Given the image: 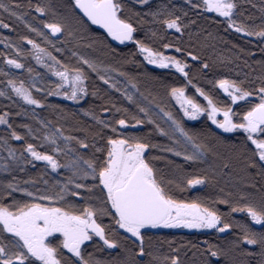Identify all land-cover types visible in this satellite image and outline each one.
I'll return each mask as SVG.
<instances>
[{"label":"snow or ice","instance_id":"snow-or-ice-1","mask_svg":"<svg viewBox=\"0 0 264 264\" xmlns=\"http://www.w3.org/2000/svg\"><path fill=\"white\" fill-rule=\"evenodd\" d=\"M186 4L190 9H203L224 18L227 29L264 41V19L259 25L237 21L234 19L237 8L235 0H198L195 3L186 0ZM137 5L147 11H136ZM23 7L19 3L10 4L0 0V10L23 21L25 27L51 45L55 52L61 53L65 49L57 48L53 38L65 37L62 41L64 44L70 42L67 38H72L75 43L73 49L68 51L71 53L70 60L74 59L75 62H64L36 40L22 36L20 39L31 45L33 59L47 69L55 80L45 81L41 77V86L37 87L35 82L25 86L23 80L17 82L9 79L6 89L10 87L11 92L27 105L50 107L57 112L63 109L45 104L33 95V90L45 98L64 97L79 103L93 97L105 103L99 106L100 114L95 111L96 106L81 109L100 129L92 133L91 144L87 142V136L84 139L65 136L61 127L54 126L52 121L40 119L33 109L31 116L40 127L35 130L28 124L22 127L27 129L26 135L43 143L26 142L19 155L15 149L7 146L8 139L20 141L25 140V136L9 123V112L0 113V124L6 125L9 130L8 139L0 137L8 153L0 167L10 174L14 167H19L23 172L21 163L33 165L34 161L43 162L45 171L50 169L52 173L62 176V179L50 181L43 179L44 173H41L39 179L21 181L11 176L6 181H0V264H213L212 258H216L215 264H221V258H224V264H236L233 253L242 244L259 246V253L243 250L241 255H259L262 258L260 264H264V231H253L248 224L229 222L227 219L231 213H246L251 221L264 228V184L258 190V200L252 191L257 190L252 178L259 176L264 179V59L257 61L261 71L253 80H249L248 75L244 80L230 79L225 75L214 81V86L231 101L223 103L193 83L190 75L193 65L188 60L199 66L198 71L202 75L211 70V65L195 47L179 44L180 36L189 25L195 23L194 20L184 22L188 17V11L184 8L170 3H160L153 8L149 0H71L67 10L61 14L54 10L51 3L32 5L29 2L27 7L36 13L43 16L52 14L51 22L40 21L43 29L47 30L45 32L27 23L25 14L18 12ZM261 11L264 12V8ZM146 17L149 19L146 20ZM145 23L159 25L165 31L175 30L179 34L177 42H163L164 36L150 29L151 36L162 42L160 47L150 46L137 36ZM94 26H98L102 32L97 34ZM0 27L10 29L12 26L0 19ZM191 35L189 33L190 39ZM108 38L125 46L126 42H132L137 50L132 56L139 54L148 65L174 69L184 83L165 84L158 77L145 73L147 79L160 84L164 95L158 92L154 94L150 90L141 91L138 74L121 70L122 65L137 64V61L118 52ZM205 39L215 40L217 37L208 33ZM84 40L88 43L81 45L80 42ZM207 46L205 43L201 48ZM81 47L102 49L104 55L114 63H105L99 57L82 52ZM161 48H175L180 56L166 55ZM260 50L264 53V45ZM16 51L20 55V49L16 48ZM5 62L17 69L25 67L19 59L6 58ZM220 63H223V59ZM27 70L33 73L31 67ZM96 81L106 87H98ZM189 85L203 97L206 105L186 93ZM108 90L120 93L129 105L135 107V112L117 106L107 96ZM6 94V90H0V96ZM8 98L11 99V96ZM166 100L175 101L182 116L166 110ZM240 101L245 106L234 111L232 106ZM202 113L223 133L241 132L242 139L227 141L207 126L200 129L185 127L184 118L194 121ZM149 125L151 128L147 133L128 131ZM104 130H109L111 134L105 136ZM153 133H158L169 143H152ZM97 137L103 141L100 147L96 146ZM73 141L79 148L87 150L91 147L94 150L91 158L85 159L77 148H70L68 145ZM45 145L47 150H40ZM220 147L226 151H219ZM151 149H160L191 164L201 163L207 167L186 172L182 165H176V170L181 174L180 181L166 179L163 170L157 168L155 163L166 157L149 155ZM61 156L68 159L61 163ZM209 157H212L211 162ZM168 163L174 164V161ZM235 165H240L245 173L240 178L242 186L229 192L221 187L215 199L199 195L191 199L177 198V190L184 192L194 186H215L218 174L231 177ZM61 169L69 174L64 177L58 171ZM38 183L40 187L36 186ZM17 194L22 195L18 198ZM77 200L82 203L75 202ZM217 203L227 205L229 212H220L216 208ZM106 218L108 223L104 222ZM160 227L214 229L217 233L235 228L239 229L240 234L226 247L207 240L202 242L206 245L204 248L192 244L196 259L186 261L181 257L183 245L173 248V241H165L168 244L167 253L153 247L152 237L148 233ZM90 245L97 251L109 252L110 258L101 259L88 251ZM145 255L150 257L148 261L143 260Z\"/></svg>","mask_w":264,"mask_h":264},{"label":"trees","instance_id":"trees-1","mask_svg":"<svg viewBox=\"0 0 264 264\" xmlns=\"http://www.w3.org/2000/svg\"><path fill=\"white\" fill-rule=\"evenodd\" d=\"M6 2L10 4L19 3L23 5L24 7L19 9L18 12L25 14L27 23L45 32H47V30L43 29L40 21L48 20L51 22L53 19L52 14L49 13L48 15L43 16L36 13L34 9H29L27 7L29 2H31L32 5L37 3H51L54 10L61 14H63L67 10V7L71 4V0H6ZM193 2H198V0H193ZM235 2L237 4V8L234 10L236 13L234 19L237 21L259 25L262 22V19H264V12L261 11V8H264V0H235ZM149 3L153 8L160 3L175 4L177 8H184L186 11H188V17L184 20L185 23H188L189 20L195 21L194 24L189 25V28L184 32L183 36H180L179 44L188 48L195 47V50L198 51L204 59L209 61L211 70L204 75L199 73V66L191 61V59L188 60V63L193 65V71L190 73V75L193 77V83L204 89V91L209 95H212L215 100L221 101L223 103H231L230 99L223 93V91L217 86H214V81L216 79L227 75L230 79L244 80L245 75H248L249 80H253L261 71L260 65L257 63V61L264 59V53H262L260 50L261 45H264V41L257 37H248L242 33H236L232 29H227V24L224 18L219 17L215 13H209L203 9H190L186 4V0H149ZM135 10L141 12L147 11L146 8L140 5H137ZM177 14L180 13L178 12ZM0 19H3L5 23H9L12 26L10 29H4L3 27H0V90H6L7 93L5 96H0V113L5 111L10 113L9 123H11L15 130L18 131L22 136H25V140L17 141L14 139H8L9 130L7 129V126L3 124H0V137L8 139L7 146L15 149L16 154L19 155L20 149L26 142L33 144L43 143V141L35 140L33 136L26 135L27 129L22 127L25 124H28L33 128V130L40 127L37 121L31 116L33 109H35L40 119L52 121L54 126H57L58 122L57 113L53 110V108H37L35 106L27 105L11 92L10 87L6 89V84L9 79H15L17 82L23 80L25 86L35 82L37 87L41 86V77H43L45 81L48 79L55 80V77H52L47 69L37 65L35 59H33L32 55L30 54L31 45H28L26 41H22L20 38L22 36H27L30 39H34L40 43L42 47H45L51 51L52 54L57 56L58 59L71 63H74L75 61L74 59L70 60L71 53L68 51V49H73L75 41L69 37L67 39L70 42L64 44L62 41L65 39V37L53 38L57 48L65 49L63 52L57 53L51 47V45L46 44L41 37L37 36L36 33L31 32L27 27H25V23L23 21L17 20L15 17H10L9 14L3 10H0ZM145 19L147 20L149 18L146 17ZM94 29L97 34L102 32L98 26H94ZM150 29L152 31H157L158 35L164 36L163 42H177V37L179 34L176 33L175 30L165 31L159 25L145 23L141 25L137 36L138 38L143 39L144 42L150 46L160 47L162 43L157 38L151 36V32L149 31ZM189 33L192 34L191 39L189 38ZM208 33H211L214 37H217V39L206 40L205 37ZM108 41L113 47L117 49L118 52L129 55L130 59L137 61V64H124L123 67H121V70L130 72L132 74H138L137 78L139 80L141 91L150 90L154 94L158 92L159 95H164V90L160 87V84L155 80L147 79L144 75L145 73L150 74L152 77H158L159 80L165 84L182 85L184 83L183 78L180 77L179 74L175 73V70L160 69L148 65L145 61H143L142 56L139 54L132 56V53H137V50L132 42L126 43L125 46L115 43L111 40V38H108ZM80 43L81 45H84L87 44L88 41L84 40ZM205 43H207L208 46L206 48H201V45ZM234 45L236 47H234ZM16 48L20 49V55L17 54ZM240 49H243L244 51L241 52ZM80 50L82 52H87L94 57H99L100 59L104 60L105 63H114L111 58L104 55L102 49L93 50L84 49L81 47ZM161 50H163L165 53L168 52L173 55L180 56V54L175 51V48H172L171 51L169 49L165 50L162 48ZM6 58L19 59L25 67L22 69H17L14 66L8 65L5 62ZM221 59H223V63H220ZM213 61H216V63L213 64ZM245 62H247V64H245ZM137 65L140 66L138 67ZM29 67L33 69V73L31 74L27 70ZM5 73L7 75H5ZM37 73L39 74L38 76L36 75ZM92 79L95 81L94 76ZM117 79H119V77H117ZM209 81H212L213 83H209ZM186 93L189 96L194 97L200 104L206 105L207 102L195 91V88L191 85L187 87ZM33 95L42 99L45 104L59 106L60 109H63V111L67 112L70 116L78 118L80 121L84 122L82 125L87 127L88 130H92L95 128V126H98L93 120H91L90 117L84 115V113L81 111V109H88L91 106H96L95 111L100 114V105H98L100 101L98 98L87 97L85 100L77 103L56 96L45 98L35 90H33ZM9 96H11V99L8 98ZM165 106L166 110H172L178 116H182V113L179 111V106L175 104V101L166 100ZM244 106V102H242L233 105L232 107L234 111H239ZM124 107L129 108V111L132 113L135 112V107L133 105H129L127 101L125 102ZM17 113L21 114L17 115ZM116 118L119 117L117 116ZM184 123L185 127L190 129H200L205 126L210 127L212 131L220 133L221 136L227 141L236 142L243 137L241 132L226 134L219 131L211 124L210 121L207 120L206 115L201 116L194 121L184 118ZM150 128V125L138 126L137 129H129L128 131H136L137 134H143L149 132ZM33 135H35V131ZM151 142L161 145H166L169 143L166 138L161 137L158 133H153L151 135ZM40 150H47V146L45 145V148H41ZM154 150L155 152L161 151L160 149ZM218 150L223 151L225 148L220 147ZM7 155L8 153L6 151V146L3 144V140H0V165L5 163L4 158H6ZM66 158L68 157L61 156L59 159L61 163H64ZM168 161H174V163L175 161L178 163L182 162L174 157L173 154H170V159ZM168 161H164L162 164V168L166 172L167 179H175L177 182H179L178 180H180V178L178 176L174 177L171 172V170L174 169V164L170 165ZM182 163L186 172H191L195 168L194 164L185 162ZM20 166L24 168L23 172L19 170V167H14L10 174L5 172L3 168L0 167V181H6L7 179H10L11 176H16L17 179L21 181L28 180L30 178L39 179L41 173H44L43 179H49L50 181L53 179H62L61 175L52 173L50 169L45 171L43 162L34 161L33 165H24L21 163ZM58 171L62 172L63 176L65 177L66 170L61 169ZM244 176L245 173L241 170V166L235 165L233 167L231 177L218 174L216 177L218 183L215 186L207 185L201 190L187 189L186 191L182 192L183 194H180L179 190H177V198L181 199V197H186L191 199L199 195L206 196L209 199H215L219 193V188L221 187L224 188L225 192H229L233 191L238 186H242V181L240 178ZM252 179L257 185V190L252 191H254V194L258 200L260 196V192L258 190L260 189L261 184H264V179L259 176H255ZM36 186L40 187L41 185L38 183ZM75 202L82 203V201L79 200ZM216 208L222 213L229 212V207L227 205L217 203ZM227 219L229 222L236 221L242 224H248L253 231H264V228H262L261 225L255 224V222L251 221L250 217H248L246 213H231ZM104 222L108 223V221ZM239 234V229L235 228L228 230L223 234L217 233L216 231L186 232L179 230L148 233V235L152 237L153 245L160 246L164 240L173 241V248H175L177 245H183L184 247L181 248V257L186 261H194L196 259L193 257V252L195 249L191 247L192 244H197L201 248H204L206 245H204L202 242L207 240L210 243L219 244L221 247H226L228 242L235 239V237ZM243 250L253 253H259L260 251L259 246H249L247 244H242L241 248L233 253L236 264H240L241 261H243V264H260L262 258L259 255L242 256L241 252ZM88 251L94 252V254L99 257L101 255L102 258H110L109 252L97 251L91 245L89 246ZM111 255H115V253H112ZM215 259L216 258H212L213 264H215ZM221 264H224V258H221Z\"/></svg>","mask_w":264,"mask_h":264},{"label":"rangeland","instance_id":"rangeland-1","mask_svg":"<svg viewBox=\"0 0 264 264\" xmlns=\"http://www.w3.org/2000/svg\"><path fill=\"white\" fill-rule=\"evenodd\" d=\"M129 43V42H128ZM170 51L172 50V49H169ZM166 55H173V54H171V53H168V52H166L165 53ZM146 62V61H145ZM37 63V62H36ZM147 63V62H146ZM37 65L38 66H40V67H43L41 64H38L37 63ZM151 66H153V67H156V68H159V67H157V66H155V65H151ZM122 67H123V65H122ZM160 69H162V68H160ZM174 70V69H173ZM96 84H97V86L98 87H101V88H104V87H106V86H103L102 84H101V82H96ZM40 87V86H39ZM224 93V92H223ZM225 94V93H224ZM121 94L120 93H117V92H115L114 90H108V93H107V96L108 97H110L111 98V100L113 101V102H115L116 104H117V106H123L124 107V104H125V100L123 99V97H121L120 96ZM226 95V94H225ZM59 98H63V99H65L64 97H59ZM100 102H99V104L98 105H101V104H104L105 103V101H101L100 99H98ZM243 101H240V102H237V104H239V103H242ZM56 113H57V117H58V122H57V126H59V127H61L62 129H63V132H64V135L65 136H76V137H79L80 139H84L85 138V136H87V142L89 143V144H91L92 142H93V137H92V133H94V132H98V131H100V129H99V126H95V128H93L92 130H88L87 129V127H85L84 125H82L84 122H82V121H80L78 118H76V117H72V116H70L67 112H65V111H62V112H57L56 111ZM204 115H206V114H204V113H202L198 118H200L201 116H204ZM197 118V119H198ZM220 118H222V117H220ZM214 127H215V125H213ZM216 128V127H215ZM81 129H83V131L81 130ZM217 129V128H216ZM219 130V129H218ZM219 131H221V132H223L222 130H219ZM105 136L106 135H109V134H111L110 133V131L109 130H104V133H103ZM226 134H233V133H226ZM103 144V141H101L100 139H99V137H97L96 138V146L97 147H100L101 145ZM63 146V143H61V147ZM70 148H77L78 149V151H79V153L81 154V155H83L84 156V158L85 159H89V158H91V156H92V153H93V149L91 148V147H89L87 150H85V149H82V148H79L78 147V145H76L75 144V142L73 141V142H70L69 143V145H68ZM221 151V150H220ZM226 151V149L225 150H223V151H221V152H225ZM149 155H151V156H163V157H166L165 159H160V160H157L155 163H156V167L157 168H160V169H162L163 170V173H164V175H165V178L167 179V177H166V172H165V170L162 168V164H163V162L164 161H168L169 159H170V154L169 153H163L162 151H159V152H155V150L154 149H151V150H149V153H148ZM169 154V155H168ZM96 155L97 156H99L100 154L99 153H96ZM175 157V156H174ZM177 159H179L180 161H182V162H185V163H189V162H186V161H184L183 160V158L182 157H176ZM66 159H68V158H66ZM209 161H212V157H209ZM182 162H177V161H175V163H174V169H172L171 170V172H172V174H173V176L174 177H179V178H181V174H180V172L179 171H177L176 170V165H182L183 166V163ZM170 165H172V164H170ZM195 165V168H194V170H192L193 172L194 171H197L198 169H201V168H206L207 167V165L206 164H201V163H196V164H194ZM167 168V167H166ZM240 168V167H239ZM169 170V169H168ZM183 170L185 171V169H184V166H183ZM190 171V170H189ZM191 171V172H192ZM69 173L66 171V173H65V177L68 175ZM168 176V175H167ZM178 181H180V180H178ZM207 185H203V186H194L193 188H190V189H203V188H205ZM213 190H214V188H213ZM180 194H183L182 192H180ZM18 195V198H19V196H21L22 194H17ZM181 199H188V198H184V197H181ZM105 221H108L107 220V218L105 219ZM177 230H179V231H186V232H208V231H215L214 229H188V228H184V227H178V228H163V227H160V228H157V229H151L150 230V232H168V231H177ZM149 232V233H150ZM220 234H223V233H220ZM58 235V234H57ZM153 247L154 248H159L160 249V251L161 252H163V253H165V251H166V253L168 252V244L167 243H165V240L160 244V246L159 245H153ZM99 257V256H98ZM99 258H101V259H107V258H102L101 257V255H100V257ZM150 259V257H148L147 255H145L144 257H143V260L144 261H148Z\"/></svg>","mask_w":264,"mask_h":264},{"label":"water","instance_id":"water-1","mask_svg":"<svg viewBox=\"0 0 264 264\" xmlns=\"http://www.w3.org/2000/svg\"><path fill=\"white\" fill-rule=\"evenodd\" d=\"M115 43H117V44H119V42L118 41H114ZM126 43H128V42H126Z\"/></svg>","mask_w":264,"mask_h":264}]
</instances>
